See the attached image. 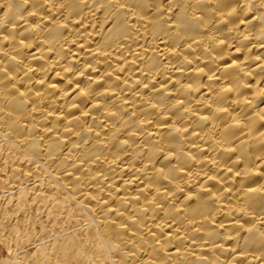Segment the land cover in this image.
Segmentation results:
<instances>
[{
    "label": "bare ground",
    "instance_id": "obj_1",
    "mask_svg": "<svg viewBox=\"0 0 264 264\" xmlns=\"http://www.w3.org/2000/svg\"><path fill=\"white\" fill-rule=\"evenodd\" d=\"M0 137L61 258L264 264V0H0Z\"/></svg>",
    "mask_w": 264,
    "mask_h": 264
},
{
    "label": "rangeland",
    "instance_id": "obj_2",
    "mask_svg": "<svg viewBox=\"0 0 264 264\" xmlns=\"http://www.w3.org/2000/svg\"><path fill=\"white\" fill-rule=\"evenodd\" d=\"M0 148V170L3 169L4 172L2 173L6 174L13 173L12 175L10 174V176H12L14 181L17 183L19 182L22 187V189H14L13 192L10 193L6 188L0 190V264H38V262H41L40 264H75L70 260L68 261V258H65V256L63 258V255L61 258L58 248L63 247V242L65 244L67 237L72 235V232L73 234H78L81 230L83 225L81 219H78L79 215H77L82 213L81 207L78 208V206H76L77 204L73 201L63 206L42 196L38 188L45 185L44 183L47 182L48 176L42 174L38 178L30 176L27 179H21L22 176H20L19 172L13 169L17 166H26L28 164L26 158L21 156V153L12 146L6 145L5 140L1 137ZM13 150L16 151L14 152ZM4 154H7L8 159L3 160L5 158ZM42 181L44 185L41 183ZM38 183H40V185H38ZM21 190L22 192L18 193V191ZM36 192L39 194H36ZM35 194L37 197L40 195L38 199ZM39 199H43V201ZM39 201H41V203H39ZM17 202H20V204ZM59 205L61 207H59ZM69 209L70 211L73 210L71 214L68 212ZM57 210H64V212H57ZM74 211L76 213H74ZM65 213L69 214L66 215ZM65 215L68 216V219ZM74 217L77 219H74ZM57 245L58 247L56 248ZM50 248H52L50 250L51 254L47 252ZM39 250H43L47 255L45 256L44 252H39L41 256H38ZM54 254L55 258L53 256ZM50 255L52 258H50ZM40 257L43 258L42 261ZM59 257L62 259H60L61 261H59ZM65 259L66 262H64Z\"/></svg>",
    "mask_w": 264,
    "mask_h": 264
}]
</instances>
